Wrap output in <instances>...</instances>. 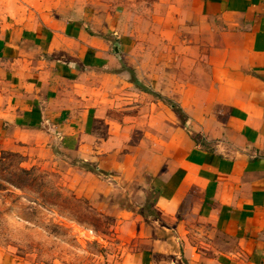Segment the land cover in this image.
I'll list each match as a JSON object with an SVG mask.
<instances>
[{
	"label": "crops",
	"instance_id": "1",
	"mask_svg": "<svg viewBox=\"0 0 264 264\" xmlns=\"http://www.w3.org/2000/svg\"><path fill=\"white\" fill-rule=\"evenodd\" d=\"M0 147L134 184L151 264H264V0H0Z\"/></svg>",
	"mask_w": 264,
	"mask_h": 264
},
{
	"label": "rangeland",
	"instance_id": "2",
	"mask_svg": "<svg viewBox=\"0 0 264 264\" xmlns=\"http://www.w3.org/2000/svg\"><path fill=\"white\" fill-rule=\"evenodd\" d=\"M74 160L35 161L0 147V253L16 264H151L136 219L139 188L122 181L103 194L104 175L86 176L76 166H90Z\"/></svg>",
	"mask_w": 264,
	"mask_h": 264
},
{
	"label": "trees",
	"instance_id": "3",
	"mask_svg": "<svg viewBox=\"0 0 264 264\" xmlns=\"http://www.w3.org/2000/svg\"><path fill=\"white\" fill-rule=\"evenodd\" d=\"M22 171H24V172H25V170H22Z\"/></svg>",
	"mask_w": 264,
	"mask_h": 264
}]
</instances>
